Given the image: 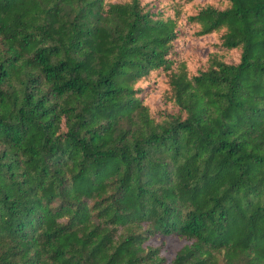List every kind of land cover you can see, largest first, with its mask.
<instances>
[{
    "label": "trees",
    "instance_id": "16d2710c",
    "mask_svg": "<svg viewBox=\"0 0 264 264\" xmlns=\"http://www.w3.org/2000/svg\"><path fill=\"white\" fill-rule=\"evenodd\" d=\"M0 264H264V0H0Z\"/></svg>",
    "mask_w": 264,
    "mask_h": 264
}]
</instances>
